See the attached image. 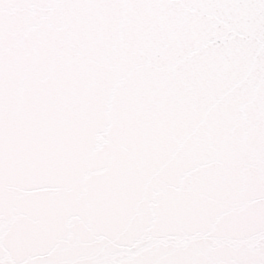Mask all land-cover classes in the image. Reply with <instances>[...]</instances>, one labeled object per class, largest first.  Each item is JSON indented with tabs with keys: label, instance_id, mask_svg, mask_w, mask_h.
Masks as SVG:
<instances>
[{
	"label": "snow or ice",
	"instance_id": "snow-or-ice-1",
	"mask_svg": "<svg viewBox=\"0 0 264 264\" xmlns=\"http://www.w3.org/2000/svg\"><path fill=\"white\" fill-rule=\"evenodd\" d=\"M0 264H264V0H0Z\"/></svg>",
	"mask_w": 264,
	"mask_h": 264
}]
</instances>
